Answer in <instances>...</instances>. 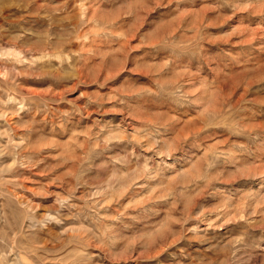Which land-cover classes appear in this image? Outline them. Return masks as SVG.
I'll return each instance as SVG.
<instances>
[{"label":"rangeland","instance_id":"374dc122","mask_svg":"<svg viewBox=\"0 0 264 264\" xmlns=\"http://www.w3.org/2000/svg\"><path fill=\"white\" fill-rule=\"evenodd\" d=\"M0 264H264V0H0Z\"/></svg>","mask_w":264,"mask_h":264},{"label":"bare ground","instance_id":"6f19581e","mask_svg":"<svg viewBox=\"0 0 264 264\" xmlns=\"http://www.w3.org/2000/svg\"><path fill=\"white\" fill-rule=\"evenodd\" d=\"M255 82H257V81H255Z\"/></svg>","mask_w":264,"mask_h":264}]
</instances>
